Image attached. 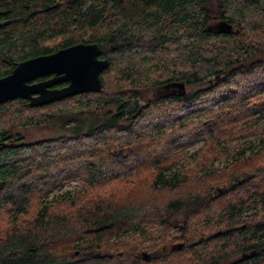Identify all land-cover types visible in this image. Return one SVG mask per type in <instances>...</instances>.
Wrapping results in <instances>:
<instances>
[{"label":"trees","instance_id":"obj_1","mask_svg":"<svg viewBox=\"0 0 264 264\" xmlns=\"http://www.w3.org/2000/svg\"><path fill=\"white\" fill-rule=\"evenodd\" d=\"M218 21L231 32L208 29ZM76 43L98 44L108 60L100 91L39 107L0 104V264L139 263L137 248L134 262L121 240L130 229L160 232L179 217L190 241L226 239L224 231L211 237L225 224L194 220L220 204L216 214L224 208L230 221L251 211L235 224L244 244L260 219V245L240 264H264V132L256 125L264 120V0H0V78ZM255 57L259 67L240 68ZM216 75L184 98L156 96L170 83ZM55 123L68 133L26 141L14 132ZM256 134L261 145L248 156L239 150L202 174L176 169L191 147L196 166L207 165ZM72 182L77 190L52 195ZM234 192L241 196L231 204ZM203 251L171 264H218L224 247Z\"/></svg>","mask_w":264,"mask_h":264},{"label":"water","instance_id":"obj_2","mask_svg":"<svg viewBox=\"0 0 264 264\" xmlns=\"http://www.w3.org/2000/svg\"><path fill=\"white\" fill-rule=\"evenodd\" d=\"M208 29L229 34L231 25L218 21ZM99 55L98 44L76 43L19 62L10 74L0 78V104L23 99L30 107H39L77 94L98 92L101 89L100 74L108 66V60L99 59ZM47 76L46 80L32 83ZM61 84L63 86L56 87ZM164 87L176 88L180 95L185 94L182 82Z\"/></svg>","mask_w":264,"mask_h":264},{"label":"flooded vegetation","instance_id":"obj_3","mask_svg":"<svg viewBox=\"0 0 264 264\" xmlns=\"http://www.w3.org/2000/svg\"><path fill=\"white\" fill-rule=\"evenodd\" d=\"M263 55H264V51H263ZM250 63L249 60H247V58L245 60H243V62L240 64V68L245 71L246 69L253 67V68H257L260 66V59L259 57H255L252 61V65L248 64ZM251 65V66H250ZM47 78H49V76L47 77H41L38 78L33 82H39L42 80H46ZM218 76L216 75L215 77L208 79L206 82H202L198 85H192L189 86V88L193 87L192 92H195L199 89H203L207 86H210L213 82L214 79H217ZM60 85H57L56 87H59ZM63 86V85H62ZM61 87V86H60ZM185 87V94L180 95L178 89L176 88H165L162 87L161 89H159L156 92V96L159 98H170V97H175V98H184L187 96V87L184 85ZM257 116L254 117V119H256ZM188 158H193L196 159L197 156L195 154H188L185 158H183L179 164L177 165V167H182V165L184 164V161ZM227 163H221V165L218 164V161H214V162H209L207 165H194L192 168L187 167L182 169V171L186 170V169H193L195 168L196 172L198 174H202L206 171H211V170H216L217 168L222 167L223 165H226ZM190 169V170H191ZM216 192H218L219 194H222V190L219 188L217 191H213L211 193L212 196L216 195ZM239 195V193L234 192L233 194H229L227 197L228 201H232L231 204H234L236 202V200L241 196H237ZM221 204L217 206V208L215 209L216 212H212L211 214L214 215H207V216H202V217H197L194 220L200 221V222H208L209 226L206 229L211 228L212 226H215L216 224H225V227L223 226L221 229L215 230L214 234L211 235V237H216L219 236L221 231L225 232V238L221 237L220 240H216L215 242H209L207 241L208 236L203 237H199L197 240L194 241H190L188 240L187 236H183V231H184V226L181 223L182 220L181 218H177L174 221V226L172 228H168V229H162L159 232V236H158V242L157 244L159 245L160 251L161 253L157 255L156 259L153 260L151 258V251H153L154 249L157 248L158 245H156L155 243H151L147 246H145L148 250H150V252H144V251H140V255L142 257V261L139 262L137 259L138 257H133L132 254L135 253V249L131 247V257H129V260L134 258V262L138 261L139 263H132V264H155V262L157 264H171L173 262V258L176 255H181V253H184L186 251H188L189 249H197V250H204L202 252L201 255H204L206 253V251H209L211 248L214 249L216 246H223L224 247V252H223V257L221 260L218 261V264H240L244 261H248L250 260L252 257L255 256V251L257 250V247L260 245V233L259 230L261 228L260 226V219L259 218H255L254 221V230L256 232V234L254 235L252 241L249 239V241L244 244L238 237H237V231L238 229H242L243 225H235L238 222L241 221H248L251 219L250 213L251 211L248 210V212L246 213L245 211H243L240 217L234 219L226 217L227 212L224 210V208L221 209V211H219V214H216L217 211L219 210ZM246 215V216H245ZM141 231H144L142 229H130L128 233H141ZM206 250V251H205ZM137 251V250H136ZM175 253V254H174ZM136 254V253H135ZM147 255V256H145ZM66 257V256H65ZM74 256H71L70 258H73ZM172 258V260H171Z\"/></svg>","mask_w":264,"mask_h":264},{"label":"rangeland","instance_id":"obj_4","mask_svg":"<svg viewBox=\"0 0 264 264\" xmlns=\"http://www.w3.org/2000/svg\"><path fill=\"white\" fill-rule=\"evenodd\" d=\"M192 89L193 87L191 88L187 87V90L189 91H192ZM256 125H257V128H259V130H263L262 132H264V120L257 122ZM14 132L16 134H19L20 136H23L26 141H36V140H41L45 138L58 136L64 133H68L66 131L64 132L63 130H61L60 125L58 123H55L49 127L30 126V127H26L25 129H17ZM261 139L262 137H260L259 134L251 135L247 138L241 139L240 141H237L234 143L235 144L234 147L231 148L230 152L226 154L225 157L222 156L216 159V161H218L219 165H221V163L225 164L229 162L230 160H232L233 157L236 156L237 151L239 150H244L245 156H248L249 154H251V152L256 151L258 149V146L261 145ZM197 149H198V145L191 147L188 150V153L193 154V152ZM196 159L188 158L184 161V164L182 165L181 168L177 167L176 169H179V171L182 174L183 172L190 170L194 165H196V161H197ZM190 166L191 168L182 171L183 167L187 168ZM78 187H79V184L77 182H72L68 185H65L62 188L56 189V191L53 192L52 195L61 194L65 191H74V190H77ZM143 230L144 231H141V233H128L125 236H123L121 240H123L128 245V247L130 246V248L132 247L134 249L137 248V251L139 252L140 251L150 252V250H148L145 246L151 243H155L156 245H158L157 238L159 236V230H156L154 228H146ZM157 248H159V245L157 246Z\"/></svg>","mask_w":264,"mask_h":264}]
</instances>
